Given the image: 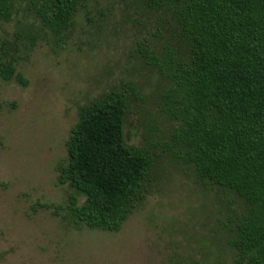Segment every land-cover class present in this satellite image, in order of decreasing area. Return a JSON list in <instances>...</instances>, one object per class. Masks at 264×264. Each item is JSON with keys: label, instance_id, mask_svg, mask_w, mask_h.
Wrapping results in <instances>:
<instances>
[{"label": "rangeland", "instance_id": "rangeland-1", "mask_svg": "<svg viewBox=\"0 0 264 264\" xmlns=\"http://www.w3.org/2000/svg\"><path fill=\"white\" fill-rule=\"evenodd\" d=\"M90 23L64 44L15 52L27 85L0 83V264H235L230 230L241 202L200 182L174 157L176 124L162 110L168 82L146 61L178 49L168 19L133 0H96ZM14 26L0 28V41ZM130 87L125 141L155 155L143 199L116 233L76 224L58 182L66 141L83 106Z\"/></svg>", "mask_w": 264, "mask_h": 264}, {"label": "trees", "instance_id": "trees-1", "mask_svg": "<svg viewBox=\"0 0 264 264\" xmlns=\"http://www.w3.org/2000/svg\"><path fill=\"white\" fill-rule=\"evenodd\" d=\"M96 0H0V83L27 82L15 52L44 42L60 47L78 23H90ZM165 17L178 49L161 59L138 47L165 79L162 110L176 126V157L196 178L232 194L242 206L230 230L235 264H264V0H133ZM130 87L113 89L83 106L66 141L67 162L58 182L84 201L69 198L76 224L118 232L143 199L155 155L125 141ZM202 264V263H197Z\"/></svg>", "mask_w": 264, "mask_h": 264}]
</instances>
